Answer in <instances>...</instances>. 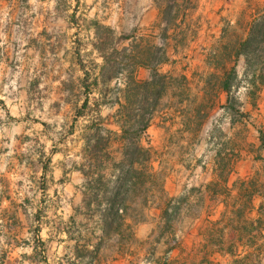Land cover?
I'll use <instances>...</instances> for the list:
<instances>
[{"label": "crops", "instance_id": "crops-1", "mask_svg": "<svg viewBox=\"0 0 264 264\" xmlns=\"http://www.w3.org/2000/svg\"><path fill=\"white\" fill-rule=\"evenodd\" d=\"M120 4L121 0H0V264H81L82 241L75 240L74 256L68 245L71 226L77 225L76 211L84 210L88 200L84 193L87 173L98 162L103 166L101 174L111 177L124 145V123L118 115L127 105L126 89L116 87L121 69L113 54L131 59L128 82L151 81L155 70L170 73L165 71L171 66L161 29L153 27L157 9H144L139 25L126 29V12ZM157 33L158 56L148 61L140 56L143 42ZM245 107L247 118L235 127L245 130L244 148L236 151L240 157L231 172L218 173L216 160L223 157L221 151L203 172L167 173L163 201L143 209L140 219L127 216L123 220L116 237L128 241L108 264H138L140 259L146 264L151 254L147 244L161 227L159 245L177 236L173 222L171 230H164L163 212L168 200L180 198L178 216L182 214L187 221L186 231L181 232L192 244L181 240V246L173 249L174 254L178 251L175 263L197 264L215 255L233 257L226 248L243 244L241 238L226 237L240 227L235 224L240 216L237 205L252 195L251 188L264 174V86L255 104ZM156 127L153 118L141 138L143 143L144 136H149L153 153L163 147L159 130L152 132ZM9 143L16 147V169L11 172L7 169ZM250 144H255V151L248 148ZM36 166L39 173H27ZM221 186L225 197L217 191ZM244 205L245 212L260 218L262 191L256 190ZM88 218L92 222L93 217ZM257 219L253 221L256 226ZM94 231L98 242L106 240L100 228ZM217 232L218 238H213ZM136 242L140 247L134 251ZM200 242L206 243L204 251L197 249ZM217 243L223 249L212 251ZM199 253L204 257H198ZM153 264L163 263L159 258Z\"/></svg>", "mask_w": 264, "mask_h": 264}, {"label": "rangeland", "instance_id": "rangeland-1", "mask_svg": "<svg viewBox=\"0 0 264 264\" xmlns=\"http://www.w3.org/2000/svg\"><path fill=\"white\" fill-rule=\"evenodd\" d=\"M120 6L126 12L124 14L126 29L130 24L139 25L137 24L138 17L144 9L151 6L157 9L158 15L153 27L157 31L161 29V42L162 45L167 46L168 64L171 66L165 71L172 73V79L168 80L165 92L152 111L154 124L158 126L152 129V132L159 130V137L163 143L158 153H153L154 159H158L154 166L159 174V180L155 185L149 184L141 188L143 191L151 189L155 193L148 205L154 208L163 201L164 195L161 194V189L164 187V176L167 173H178L182 169L187 173L203 172L216 159L214 155L221 151L223 157L216 160L219 167L218 173H230L234 163L239 159L240 156L236 151H239L238 148H244L245 130L235 127L240 126L242 118H247L244 110L242 111L243 106L250 108L255 104L258 92L264 86V80L263 86L260 82H254V69L245 65L244 57L236 61L234 49H238L240 43L246 39L252 23L263 13L264 0H121ZM83 25H85L84 22ZM158 41L159 33L145 38L144 53L140 56L149 61L158 49ZM163 57L162 52V59ZM112 58L118 61L121 69L116 87L126 89L130 85L133 103L127 104V107L130 106L129 112L134 118L138 114L139 105H142L141 98L144 96V90L141 85L145 82H128L133 69L130 67L131 59L125 54H113ZM232 68H235L237 78L230 95L229 105L226 101L229 94L221 90V80L225 71ZM159 73L164 74V72ZM259 73L264 75V68ZM182 76L188 79L187 84L185 83L186 88L184 87L186 85L182 84ZM219 96L221 97L220 102ZM118 119L124 123L126 118L120 114ZM154 135L152 133L150 137ZM144 137L146 139L142 145L149 147V136ZM262 138L264 145V135ZM250 145L252 147L248 148L255 151V144ZM15 149L16 147L10 143L6 146L9 172L16 169ZM31 170L33 171L27 173H39L37 166L32 167ZM261 175L255 188H251L252 195L256 190H261L264 195V174L261 173ZM218 190L223 197L227 195L222 186L218 187ZM252 195L248 194L240 204L241 206L237 205L240 216L236 217V222L233 221V223L235 222L240 227L236 232L232 231L233 233H228L226 236L243 240L241 246L226 248L233 257L223 258L215 255L212 260L204 262L200 259L197 264H229L230 262L232 264H264V231L262 232L261 229H264V211L258 219L256 215L245 212L244 203L250 202ZM258 196L254 197V202L258 200ZM232 204L236 206L238 202ZM76 212L77 225L71 226L72 241L68 245V248L72 249V256L75 255L74 249L77 247L75 240H81V247L79 245V253L82 255L81 264H108L119 248L121 249V244H125L128 240L122 242L116 237L117 232H113L106 237L104 242H101L99 251L93 255L92 252L96 246L93 250L90 247L99 243L94 236V229H98L96 223L99 221L100 213L90 218L92 222H87L89 212L86 207ZM140 215L136 217L135 214H130L133 219L139 218ZM145 218V215L141 216V219ZM247 219H252V221ZM256 219L258 226L253 222ZM186 223L187 221L182 220V214L175 218L172 228L173 231H178V235L171 237L167 245H159L158 239L159 236L162 238V227L157 230L156 236L147 244V249L151 251V254L145 263L150 261L153 264L161 258L163 264H177L175 257L178 251L174 254L173 249L181 246V240L189 245L192 244L191 239L182 234L186 231ZM129 233L126 232V236ZM216 234L213 238H218L220 233ZM200 243L197 249L204 251L202 245L206 243ZM84 244L87 247L83 257ZM139 247L140 243H134V251ZM221 249L223 248L218 243L211 248L212 251ZM91 257L95 258L92 260ZM198 257H204V254L199 253ZM74 261L71 260V263ZM140 263L143 264L144 261L140 259L138 264ZM188 264H196V262Z\"/></svg>", "mask_w": 264, "mask_h": 264}, {"label": "trees", "instance_id": "trees-1", "mask_svg": "<svg viewBox=\"0 0 264 264\" xmlns=\"http://www.w3.org/2000/svg\"><path fill=\"white\" fill-rule=\"evenodd\" d=\"M158 52L157 50L150 59L157 58ZM234 52L236 61L240 57H244L245 65L254 69V82H260L261 84L264 80V75L259 73L264 68V10L252 23L246 39L240 43L237 50L234 49ZM181 78L182 84L186 85L188 82L187 77L182 76ZM236 78V70L232 68L225 71V75L221 80V90L229 94V105ZM170 79H172L170 73L161 74L156 70L153 71L151 81L141 85L144 96L141 98L142 105H139L137 116L132 118L131 112H129L130 106L127 107L128 105L120 109V113L126 118L121 135L124 145L121 160L114 164V174L106 178L101 174L103 166L98 162L94 164L95 169L87 173L89 179L84 184V193L85 196H88L87 211L92 217L100 213L98 228L102 230L104 237H108L113 232L120 233L123 228V220L130 214H135L136 217L140 215V212L148 207L151 197L155 195L151 189L145 191L141 189L145 185H155L159 180V174L153 166V149L151 146H143L141 138L150 126L153 119L152 111L165 92ZM261 85L263 86V83ZM184 87L186 88L187 85ZM131 96L129 85L124 95L127 104L133 103ZM161 194L164 195L163 188ZM182 201V198L168 200L163 212L165 231L171 230V223L180 213ZM138 202H140V206H138ZM101 242L96 245L92 252L93 255H96L99 251ZM86 247L87 245L84 244L83 257L85 256ZM91 258L93 260L95 257Z\"/></svg>", "mask_w": 264, "mask_h": 264}]
</instances>
